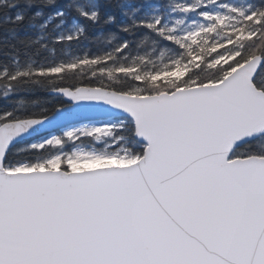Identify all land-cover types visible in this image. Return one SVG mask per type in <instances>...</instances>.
<instances>
[{"label":"snow or ice","instance_id":"1","mask_svg":"<svg viewBox=\"0 0 264 264\" xmlns=\"http://www.w3.org/2000/svg\"><path fill=\"white\" fill-rule=\"evenodd\" d=\"M175 8L198 22L146 25L177 48L162 67L105 54L0 70L4 98L46 82L59 100L0 111V264H264V0ZM78 141L99 147L65 151Z\"/></svg>","mask_w":264,"mask_h":264},{"label":"trees","instance_id":"2","mask_svg":"<svg viewBox=\"0 0 264 264\" xmlns=\"http://www.w3.org/2000/svg\"><path fill=\"white\" fill-rule=\"evenodd\" d=\"M84 0H55V4L46 6L40 3H31L29 0H0V70L5 66L12 67L13 61L18 60L21 65L35 60L45 62L62 58L64 49H68L73 55L80 57L102 56L112 54L109 61L113 65L139 63L141 58L156 61L158 67H162L159 60L167 61L164 53L175 54L176 46L164 39L157 31L149 29L146 25L154 22L149 15L156 12L160 20V28L177 27L176 18L185 16V21L198 20L195 13L182 14L175 8L177 0H133L129 6H123L121 0H90L97 6L98 19L93 22L79 15L76 3ZM194 2V0H188ZM244 7L250 3L259 4L261 0H226ZM63 11L67 13L82 29L81 33L71 41L44 42L34 41L32 36L33 25H39L43 21ZM39 13V15H37ZM67 16V17H68ZM54 20H57L55 17ZM127 44L123 51L116 49ZM66 47V48H65ZM52 49L55 53L52 54ZM132 81L123 80L114 87H128ZM46 82L34 86L38 89L20 91L4 98L0 94V111L13 107L26 109L28 101H52L58 103V98L45 92L43 87H52ZM2 93V89H0ZM24 100L25 103H16ZM27 105V106H24ZM43 106L51 107V103ZM93 144L90 141H84ZM95 147L99 145L93 144ZM68 149V146H65ZM47 155V153H44ZM38 154H21L14 159H24L25 156L34 160Z\"/></svg>","mask_w":264,"mask_h":264},{"label":"rangeland","instance_id":"3","mask_svg":"<svg viewBox=\"0 0 264 264\" xmlns=\"http://www.w3.org/2000/svg\"><path fill=\"white\" fill-rule=\"evenodd\" d=\"M133 2V0H121V3L123 4V6H129L131 5ZM75 7L78 10H85V11H96L97 12V6L94 2L90 1V0H84V1H79L76 3ZM67 13H64V16L62 17H57V16H53L50 17L49 19L43 21L41 24L39 25H33V35L32 36L34 38V41L39 42V41H44V42H62V41H69L67 39H61L63 37H67V36H74L77 37L82 29L78 26V24L70 17L68 16ZM57 18V20H54V18ZM150 19H153L154 21L156 19H159V17L156 15V12H152L151 15H149ZM177 21H182V23L178 24V30H185L188 29L190 26L195 25L198 20H192V21H185V16H179L176 18V22ZM66 48V47H65ZM65 51L62 52V58H56L54 60H50V61H61V60H72V59H76L80 56L78 55H73L68 49H64ZM55 53V49H52V54ZM174 54L172 53H164L163 56L165 57H170ZM49 134H56V135H60L62 134L61 131L58 132H54V133H49ZM49 134H45V135H41V136H34L31 137L28 140L23 141L22 143H20L19 145H16L17 149L19 148H23L26 147L28 144L33 143L39 139H41L43 136H47ZM68 149L65 151H74L77 147H81L84 148L85 150H91L93 147L92 144L90 143H84V144H80L78 142H76L75 145L69 143L67 144Z\"/></svg>","mask_w":264,"mask_h":264},{"label":"clouds","instance_id":"4","mask_svg":"<svg viewBox=\"0 0 264 264\" xmlns=\"http://www.w3.org/2000/svg\"><path fill=\"white\" fill-rule=\"evenodd\" d=\"M29 2L31 3H40L46 6H51L53 4H55V0H29ZM27 106V105H24Z\"/></svg>","mask_w":264,"mask_h":264},{"label":"water","instance_id":"5","mask_svg":"<svg viewBox=\"0 0 264 264\" xmlns=\"http://www.w3.org/2000/svg\"><path fill=\"white\" fill-rule=\"evenodd\" d=\"M57 130H59V129H57ZM55 131V130H54ZM41 134H44V133H41ZM38 135V134H37ZM29 138V137H28ZM27 139V138H26Z\"/></svg>","mask_w":264,"mask_h":264}]
</instances>
